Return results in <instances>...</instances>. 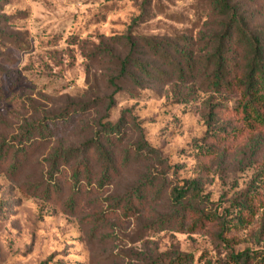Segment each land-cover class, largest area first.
Segmentation results:
<instances>
[{
	"label": "rangeland",
	"instance_id": "1",
	"mask_svg": "<svg viewBox=\"0 0 264 264\" xmlns=\"http://www.w3.org/2000/svg\"><path fill=\"white\" fill-rule=\"evenodd\" d=\"M158 1L181 18L167 19L155 7ZM247 1L246 10L264 25L262 1ZM143 2L0 0V81L5 89L0 146L4 140L6 145L19 142L23 131L50 115L68 110L75 116L50 136L32 135L34 153L15 177L0 173V264H149L158 253L171 250L192 254L190 264L222 258L227 244L217 240L215 224L197 231L151 228L174 212L166 197L142 212L124 214L120 199L150 168L162 177L167 192L197 181L206 197L201 208L210 215L222 216L235 199L243 207L254 204L255 216L229 237L230 246L264 252V130L243 131L215 153L202 146L211 142L203 140L208 130L239 124L236 97L208 91L199 79L163 81L136 68L140 82L120 84L115 106L108 109L111 80L119 75L116 57L128 53L118 37L127 33ZM149 10L153 15L137 29L139 34L158 35L181 47L187 40L195 52L210 45V0H154ZM138 56L150 68L161 63L146 47ZM85 104L90 110L72 114ZM212 111L215 116L208 121ZM124 114L117 153L122 155L143 133L160 157L132 160L104 187L97 185L98 167L91 184L85 176L75 183L74 163L60 161L52 169L58 149L84 144L101 121L116 122ZM75 191L79 198L70 206Z\"/></svg>",
	"mask_w": 264,
	"mask_h": 264
},
{
	"label": "trees",
	"instance_id": "2",
	"mask_svg": "<svg viewBox=\"0 0 264 264\" xmlns=\"http://www.w3.org/2000/svg\"><path fill=\"white\" fill-rule=\"evenodd\" d=\"M260 1L264 5V0ZM153 3L154 0H144L139 6V16L132 20L127 33L118 37V42L126 44L128 53L125 57L120 55L116 57L119 75L112 77L111 80L114 91L109 97L108 109L111 110L115 106V95L121 90L120 84L140 82L135 72L137 68L149 74L152 72L153 76L163 81L172 77L184 83L199 79L208 91L236 97L234 112L239 116V124L235 127L224 125L208 130L203 140L211 139V142L208 146L204 142L202 146L210 153H215V148L218 150L221 143H225L228 139L236 140L243 131L264 130V25L258 24L253 15L246 10L245 6L249 5V2L210 0L209 15H211L213 30L209 35L210 45L203 53L189 48L187 40L184 41L187 47H181L169 41L166 43L158 35L139 34L137 29L153 15L149 10ZM157 6L160 13H165L167 19L181 18L180 14L164 9L160 1L156 3L155 7ZM104 7L108 9L109 2L104 4ZM142 47H146L152 57L161 63L150 64V68V62L138 56ZM108 51L113 52L114 49ZM4 91L0 81V99L4 96ZM2 101L0 100V104ZM79 110L84 112L90 110V107L86 104L82 105L79 109H73L72 114L76 115V111ZM70 112L64 110L50 115L46 121L27 128L23 131V139L19 142H10L6 145L7 142L4 140L0 146V173L10 178L20 173L34 153L31 144L32 135L38 134L42 137L52 135L75 119V116H70ZM214 116L215 113L212 111L208 121H211L210 118ZM125 119L124 114L116 122L101 121L99 131L84 144L58 149L52 155V169H56L60 161L66 165L74 163L75 183H79L80 177L85 176L88 184H91L93 172L98 167L101 174L97 185L104 187L112 185L132 160L146 161L151 154H157L160 157L157 149L149 144L143 133L138 140L125 148L122 155L117 153V142L122 140ZM162 182V177L155 172L152 173L150 168L149 172L129 188L126 196L120 199L124 214L128 216L142 212L153 203L158 201L164 203L163 197H166L165 201L174 212L158 218L151 228L159 230L173 225L181 230L187 231L186 228H190L191 231H197L215 224L217 240L227 244L224 250L225 255L215 260L208 259L204 264H264V252L250 249L236 251L233 246H230L229 237L234 235L237 229L241 230L248 225L251 218L255 216L254 204L243 207L235 199L222 216L210 215L201 208L206 197L201 193L200 184L197 181H192L193 185L188 188L174 187L169 192L162 188ZM76 192L71 194L68 205L75 206L79 198ZM48 197L51 198V193ZM245 199L249 204L248 198ZM193 260L192 254L171 250L158 253L149 264H190Z\"/></svg>",
	"mask_w": 264,
	"mask_h": 264
}]
</instances>
